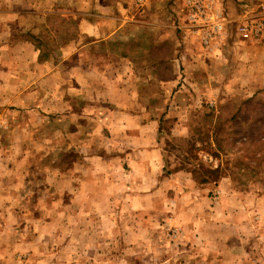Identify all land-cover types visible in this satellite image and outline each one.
Segmentation results:
<instances>
[{
    "label": "rangeland",
    "instance_id": "rangeland-1",
    "mask_svg": "<svg viewBox=\"0 0 264 264\" xmlns=\"http://www.w3.org/2000/svg\"><path fill=\"white\" fill-rule=\"evenodd\" d=\"M225 1L214 0L230 20L237 5L255 9L264 3L232 0L230 9ZM51 3L69 12L29 22L47 25L37 36L46 48L56 46L55 23L68 24L69 37L76 35L72 23H126L116 40L89 51L110 62L131 59L140 101L159 121L164 165L157 182L183 170L190 182L181 186L174 179L145 198L144 188H118L77 204L68 201L70 194L43 189L41 177L25 188L14 184L0 197V225L12 233L5 243L37 245L6 252L11 257L0 263L223 264L232 258L236 264L241 258L264 264V29L257 42L246 43L228 23L223 39L206 49L186 20L183 0H95V7L86 0L84 10L75 0ZM236 42L246 49L237 50ZM238 53L248 59H236ZM63 150L58 142L31 165L40 169L50 156L65 164L80 160L74 153L60 155ZM210 169L218 170L216 181L205 172Z\"/></svg>",
    "mask_w": 264,
    "mask_h": 264
},
{
    "label": "crops",
    "instance_id": "crops-1",
    "mask_svg": "<svg viewBox=\"0 0 264 264\" xmlns=\"http://www.w3.org/2000/svg\"><path fill=\"white\" fill-rule=\"evenodd\" d=\"M76 4L84 10L86 0H75ZM61 5L52 8L51 0H0V197L14 184L27 187L32 177H41L43 189L70 194L73 204L84 198L94 203L93 195L110 196L118 188H144L145 198L150 189L159 193L174 179L177 185L189 183L184 170L157 182L164 165L159 121L149 117L140 101V78L131 59L110 62L89 51L92 45L116 40L126 23H72L76 35L70 37L68 24L55 23L56 46L46 48L37 36L47 25L29 22L48 13L67 14ZM236 44L237 50L246 49ZM242 53L236 59L247 60ZM259 53L264 60V42ZM58 142L64 148L60 155L70 152L80 160L65 164L50 156L40 169L31 165L36 157L49 156ZM10 232L0 225L1 260L11 257L6 252L36 249L34 240L7 245ZM236 264L244 262L240 258Z\"/></svg>",
    "mask_w": 264,
    "mask_h": 264
},
{
    "label": "built area",
    "instance_id": "built-area-1",
    "mask_svg": "<svg viewBox=\"0 0 264 264\" xmlns=\"http://www.w3.org/2000/svg\"><path fill=\"white\" fill-rule=\"evenodd\" d=\"M183 6L190 27L197 29L199 45L206 49H211L223 39L224 28L228 23L234 24L239 41L246 43L257 42L264 29V3L255 9L238 5V14L231 20L225 19L223 11L214 0H183Z\"/></svg>",
    "mask_w": 264,
    "mask_h": 264
},
{
    "label": "trees",
    "instance_id": "trees-1",
    "mask_svg": "<svg viewBox=\"0 0 264 264\" xmlns=\"http://www.w3.org/2000/svg\"><path fill=\"white\" fill-rule=\"evenodd\" d=\"M205 172H207V174H208L209 176H211L212 178H214V177H216V175H217V173H218V170H217V169H210V170H207V171H205ZM216 180H217V177L214 178L212 181H216Z\"/></svg>",
    "mask_w": 264,
    "mask_h": 264
}]
</instances>
